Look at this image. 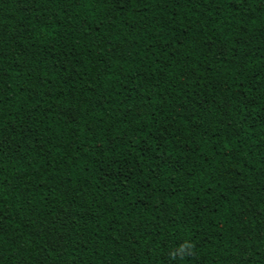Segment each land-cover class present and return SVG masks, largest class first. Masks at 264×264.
<instances>
[{"label":"trees","instance_id":"trees-1","mask_svg":"<svg viewBox=\"0 0 264 264\" xmlns=\"http://www.w3.org/2000/svg\"><path fill=\"white\" fill-rule=\"evenodd\" d=\"M0 264H264V0H0Z\"/></svg>","mask_w":264,"mask_h":264},{"label":"clouds","instance_id":"clouds-1","mask_svg":"<svg viewBox=\"0 0 264 264\" xmlns=\"http://www.w3.org/2000/svg\"><path fill=\"white\" fill-rule=\"evenodd\" d=\"M186 247H190V245H186ZM183 251H184V249L181 248V249H180V252H183Z\"/></svg>","mask_w":264,"mask_h":264}]
</instances>
